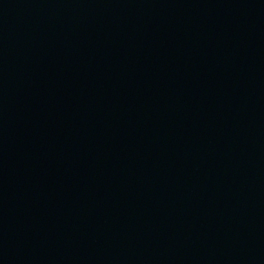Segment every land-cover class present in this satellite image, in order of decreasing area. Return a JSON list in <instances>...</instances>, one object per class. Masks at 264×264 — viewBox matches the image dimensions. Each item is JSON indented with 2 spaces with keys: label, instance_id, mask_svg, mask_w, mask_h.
<instances>
[{
  "label": "water",
  "instance_id": "obj_1",
  "mask_svg": "<svg viewBox=\"0 0 264 264\" xmlns=\"http://www.w3.org/2000/svg\"><path fill=\"white\" fill-rule=\"evenodd\" d=\"M0 264H264V0H0Z\"/></svg>",
  "mask_w": 264,
  "mask_h": 264
}]
</instances>
